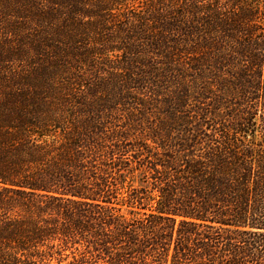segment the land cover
Segmentation results:
<instances>
[{
  "label": "trees",
  "instance_id": "16d2710c",
  "mask_svg": "<svg viewBox=\"0 0 264 264\" xmlns=\"http://www.w3.org/2000/svg\"><path fill=\"white\" fill-rule=\"evenodd\" d=\"M0 264H264V0H0Z\"/></svg>",
  "mask_w": 264,
  "mask_h": 264
},
{
  "label": "rangeland",
  "instance_id": "374dc122",
  "mask_svg": "<svg viewBox=\"0 0 264 264\" xmlns=\"http://www.w3.org/2000/svg\"><path fill=\"white\" fill-rule=\"evenodd\" d=\"M159 112V109H158V107H157V105L155 106V109H154V115L153 114H150V115H148V117H147V119L146 120H148V123H150V124H156V121H158V113Z\"/></svg>",
  "mask_w": 264,
  "mask_h": 264
}]
</instances>
